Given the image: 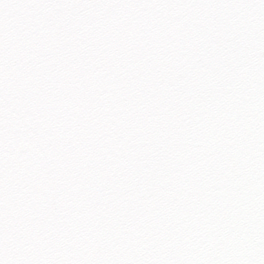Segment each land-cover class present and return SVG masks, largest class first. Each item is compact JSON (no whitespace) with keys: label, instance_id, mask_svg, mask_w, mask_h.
<instances>
[{"label":"snow or ice","instance_id":"obj_1","mask_svg":"<svg viewBox=\"0 0 264 264\" xmlns=\"http://www.w3.org/2000/svg\"><path fill=\"white\" fill-rule=\"evenodd\" d=\"M0 264H264V0H0Z\"/></svg>","mask_w":264,"mask_h":264}]
</instances>
